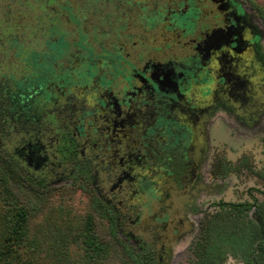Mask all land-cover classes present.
<instances>
[{"label":"flooded vegetation","instance_id":"af4514ba","mask_svg":"<svg viewBox=\"0 0 264 264\" xmlns=\"http://www.w3.org/2000/svg\"><path fill=\"white\" fill-rule=\"evenodd\" d=\"M263 42L249 0H0V146L33 173L85 170L123 219L155 190L171 208L210 121L259 112Z\"/></svg>","mask_w":264,"mask_h":264},{"label":"rangeland","instance_id":"374dc122","mask_svg":"<svg viewBox=\"0 0 264 264\" xmlns=\"http://www.w3.org/2000/svg\"><path fill=\"white\" fill-rule=\"evenodd\" d=\"M249 1L264 10V0ZM259 30L262 33V26ZM261 78L264 91V71ZM262 103L258 113L222 109L210 121L201 140L200 161L206 158V164L191 190L184 189L183 198L171 208H164L163 202L158 208L155 190L147 207L123 210L124 219L116 208L105 205L91 180L69 175L70 169L33 173L10 155V147L1 145L0 263L11 257L13 264H140L137 255L143 245L157 254L165 244V254L159 251L160 264H189L200 221L217 211L219 203H250L251 197L264 202V97ZM220 164L231 170L224 178L212 177L211 171ZM35 176L43 178L42 186L29 183ZM94 201L100 203V210ZM19 207L26 210L28 241L2 243L3 214ZM103 208L108 218L100 214ZM249 217L254 218L252 212ZM87 221L104 244L101 259L88 257L90 251L83 242ZM225 264L241 263L227 257Z\"/></svg>","mask_w":264,"mask_h":264},{"label":"trees","instance_id":"16d2710c","mask_svg":"<svg viewBox=\"0 0 264 264\" xmlns=\"http://www.w3.org/2000/svg\"><path fill=\"white\" fill-rule=\"evenodd\" d=\"M251 6L264 19V10L252 2ZM230 170L227 165L220 164L217 171H211V176L224 178ZM75 172L80 173L84 180L88 177L85 170L80 171L77 168ZM29 179V183L33 186L40 187L43 184L41 177L35 176ZM94 203L100 210V203L98 201ZM217 206V211L205 215L200 221L198 236L190 248L189 264H225L227 257L241 264H264V202H258L251 197L250 203L221 202ZM103 209L100 214L108 218L105 213L106 208ZM250 212L253 213V219L249 217ZM26 215V210L22 207L10 209L3 214L2 243L28 241ZM109 221L110 226L113 227V220L109 219ZM83 242L90 251L88 255L90 260L103 257L104 244L94 234L90 221L85 224ZM10 258L4 259L0 264H13ZM137 258L140 264H154L148 246L141 247Z\"/></svg>","mask_w":264,"mask_h":264}]
</instances>
